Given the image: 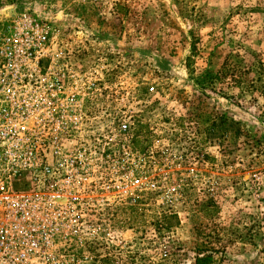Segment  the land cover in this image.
I'll return each instance as SVG.
<instances>
[{"label": "rangeland", "instance_id": "374dc122", "mask_svg": "<svg viewBox=\"0 0 264 264\" xmlns=\"http://www.w3.org/2000/svg\"><path fill=\"white\" fill-rule=\"evenodd\" d=\"M21 14L76 36L100 189L130 181L83 264H264V0H0V30Z\"/></svg>", "mask_w": 264, "mask_h": 264}, {"label": "built area", "instance_id": "2783aa9c", "mask_svg": "<svg viewBox=\"0 0 264 264\" xmlns=\"http://www.w3.org/2000/svg\"><path fill=\"white\" fill-rule=\"evenodd\" d=\"M74 36L26 14L0 30V264H83L99 235L113 243L97 217L109 201L99 192L115 185L106 178L100 189L98 169L119 160L99 154L98 74L83 70ZM127 150L121 169L141 162ZM123 181L115 187L124 199Z\"/></svg>", "mask_w": 264, "mask_h": 264}, {"label": "trees", "instance_id": "16d2710c", "mask_svg": "<svg viewBox=\"0 0 264 264\" xmlns=\"http://www.w3.org/2000/svg\"><path fill=\"white\" fill-rule=\"evenodd\" d=\"M196 261L199 263V262H200V259H199V258H197V259H196Z\"/></svg>", "mask_w": 264, "mask_h": 264}]
</instances>
